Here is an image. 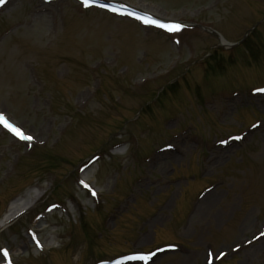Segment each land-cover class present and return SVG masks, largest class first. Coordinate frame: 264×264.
Returning <instances> with one entry per match:
<instances>
[{
	"label": "rangeland",
	"instance_id": "1",
	"mask_svg": "<svg viewBox=\"0 0 264 264\" xmlns=\"http://www.w3.org/2000/svg\"><path fill=\"white\" fill-rule=\"evenodd\" d=\"M106 1L0 7V264H264V0Z\"/></svg>",
	"mask_w": 264,
	"mask_h": 264
},
{
	"label": "bare ground",
	"instance_id": "2",
	"mask_svg": "<svg viewBox=\"0 0 264 264\" xmlns=\"http://www.w3.org/2000/svg\"><path fill=\"white\" fill-rule=\"evenodd\" d=\"M1 64H3L2 61H1ZM38 196L39 194L37 193V191L34 189H31V190H28L25 194L13 200L9 206L8 211L0 219V231L6 228L7 226H9L10 224H12L15 220L21 217L24 213L29 211L33 207V204L35 200L38 198ZM40 232L41 230L36 231V233H40ZM38 246L40 249L45 250L49 248L50 244L46 243L44 245H41L39 243Z\"/></svg>",
	"mask_w": 264,
	"mask_h": 264
},
{
	"label": "snow or ice",
	"instance_id": "3",
	"mask_svg": "<svg viewBox=\"0 0 264 264\" xmlns=\"http://www.w3.org/2000/svg\"><path fill=\"white\" fill-rule=\"evenodd\" d=\"M7 2V0H0V7H2L5 3ZM82 3L87 7V6H92L97 4V0H82ZM100 7H107V5H99ZM113 12H116L117 9L115 8H111L110 9ZM144 19V23L146 24H154L157 25L161 28H166L169 31H179L180 30V25L175 24V25H166V24H161L156 20H152L150 18H143ZM258 92L264 93V89H257ZM0 123H2L4 125V127H6L7 129H9L10 131H12L14 134H16L17 136H19L21 139H32V137H28L25 136L19 128L14 127L12 124L8 123L7 120L4 119V117L2 115H0ZM253 127H256V125H253ZM236 139H240V137H236ZM222 143H226V141H222ZM95 194V193H93ZM262 236H264V233H261ZM4 255L7 256V251L4 252ZM152 255H155V253H153ZM128 260H151L152 256H145V255H131L129 257H127Z\"/></svg>",
	"mask_w": 264,
	"mask_h": 264
}]
</instances>
